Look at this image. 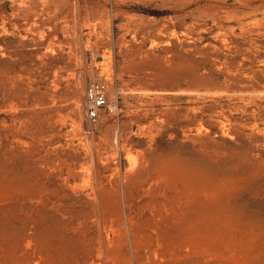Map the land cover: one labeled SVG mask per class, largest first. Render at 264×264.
I'll return each instance as SVG.
<instances>
[{
    "label": "rangeland",
    "instance_id": "1",
    "mask_svg": "<svg viewBox=\"0 0 264 264\" xmlns=\"http://www.w3.org/2000/svg\"><path fill=\"white\" fill-rule=\"evenodd\" d=\"M185 262L264 264V0H0V264Z\"/></svg>",
    "mask_w": 264,
    "mask_h": 264
},
{
    "label": "built area",
    "instance_id": "2",
    "mask_svg": "<svg viewBox=\"0 0 264 264\" xmlns=\"http://www.w3.org/2000/svg\"><path fill=\"white\" fill-rule=\"evenodd\" d=\"M89 107L87 109V117L90 122H96L97 111L105 106V97L99 87H89L87 90Z\"/></svg>",
    "mask_w": 264,
    "mask_h": 264
},
{
    "label": "bare ground",
    "instance_id": "3",
    "mask_svg": "<svg viewBox=\"0 0 264 264\" xmlns=\"http://www.w3.org/2000/svg\"><path fill=\"white\" fill-rule=\"evenodd\" d=\"M160 247V246H159ZM159 250V249H158ZM158 252V251H157ZM159 253V252H158ZM157 254H156V252H155V254H154V256H156ZM184 256V255H183ZM191 260V259H190ZM201 260V259H200ZM184 261V260H183ZM186 261H188V260H186ZM189 262V261H188ZM186 263V262H185ZM184 263V264H185ZM181 264V263H180ZM183 264V263H182ZM186 264H188V263H186Z\"/></svg>",
    "mask_w": 264,
    "mask_h": 264
}]
</instances>
